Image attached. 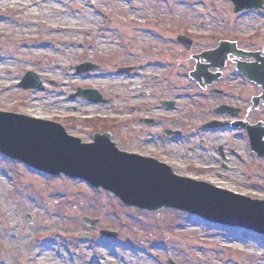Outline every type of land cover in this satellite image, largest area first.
<instances>
[{
	"label": "rangeland",
	"instance_id": "374dc122",
	"mask_svg": "<svg viewBox=\"0 0 264 264\" xmlns=\"http://www.w3.org/2000/svg\"><path fill=\"white\" fill-rule=\"evenodd\" d=\"M232 6L229 0H23L18 6L0 7V63L5 66L0 77L11 88L6 91L0 85V109L28 114L23 111L27 102L37 100L51 112L86 114L45 118L62 123L70 133L69 122L100 120L107 114L116 115L108 120H120L133 107L143 108L145 115L157 120L173 114L195 127L199 97L188 77L195 70L191 54L215 46L225 36L240 41L264 36L263 14L233 15ZM28 9L37 14H28ZM179 35L193 40L190 52L178 42ZM44 42L50 48L36 55L35 45ZM86 61L99 68L78 74L77 65ZM125 65L135 69L118 71ZM28 71L42 77L43 90L19 86ZM78 87L97 89L108 102L71 98ZM163 100L175 101V108L165 109ZM88 131L84 133L89 136ZM242 143L233 184L215 174L201 176L184 164L175 172L264 198V159L249 145L244 150ZM140 153L166 160L160 151ZM83 217L99 219V228L119 236L95 233L84 238L90 230ZM0 249V264H38V259L46 264L52 260L57 261L54 264H166L168 258L178 264H264V236L252 230L210 223L171 209L141 212L107 191L64 175L40 176L2 154Z\"/></svg>",
	"mask_w": 264,
	"mask_h": 264
},
{
	"label": "water",
	"instance_id": "95a60500",
	"mask_svg": "<svg viewBox=\"0 0 264 264\" xmlns=\"http://www.w3.org/2000/svg\"><path fill=\"white\" fill-rule=\"evenodd\" d=\"M235 2L237 9H241L252 6L256 0ZM179 40L187 47L191 44L184 38ZM93 68L89 64L78 67L79 71ZM203 71L198 66L192 75L198 78ZM23 80L21 85L25 88L41 86L40 78L32 72ZM85 96L94 101L101 100L97 90H87ZM0 152L39 172L54 176L65 174L93 187H102L129 206L148 210L172 207L210 222L264 234V200L177 176L166 164L119 151L107 134L97 135L94 143L86 144L69 135L60 124L0 111ZM260 156L264 153L260 152ZM84 221L89 225L98 222L89 218Z\"/></svg>",
	"mask_w": 264,
	"mask_h": 264
},
{
	"label": "flooded vegetation",
	"instance_id": "af4514ba",
	"mask_svg": "<svg viewBox=\"0 0 264 264\" xmlns=\"http://www.w3.org/2000/svg\"><path fill=\"white\" fill-rule=\"evenodd\" d=\"M248 12L264 15V8ZM228 40L234 41L236 46L227 52L220 68H209L210 75L203 76L197 85L199 106L195 127L190 128L184 118H174L173 114L157 120L145 115L143 108L133 107L129 115L124 114L120 120L69 122L71 133L83 138L80 134L87 135L84 130L88 129L86 137L89 139L84 140L90 141L96 133L107 132L121 150L160 151L165 161L174 167L184 164L193 167L201 176L215 174L219 179L225 177V183L233 184L236 153L241 149L239 141H243L244 150L249 145L252 151L248 129L264 128V36L253 35L245 41ZM201 62L207 63L204 59ZM243 69L249 72L248 76ZM175 106L163 107L172 110ZM168 147L170 150L166 153Z\"/></svg>",
	"mask_w": 264,
	"mask_h": 264
},
{
	"label": "bare ground",
	"instance_id": "6f19581e",
	"mask_svg": "<svg viewBox=\"0 0 264 264\" xmlns=\"http://www.w3.org/2000/svg\"><path fill=\"white\" fill-rule=\"evenodd\" d=\"M22 1L23 0H0V7H4L5 5L18 6L19 3H22ZM51 4L53 5L52 7L55 8V3H51ZM27 13L28 14L36 15L37 14V10H35V9H28L27 10ZM68 24L71 25V26H73L72 23H68ZM50 25H51V27L54 28V31H56L57 28H56L55 22H51ZM67 43H69V42H67ZM47 48H50V45L48 43H45V42L44 43H39V44H36L35 45L34 52H35L36 55L41 56L42 53H44V50L43 49H47ZM4 67H5L4 64L0 63V69L1 68H4ZM52 77L55 78L56 77L55 74L52 73ZM116 79L117 80H121L120 78H115L114 80H116ZM3 81L4 80L2 79V77H0V85L3 87L2 89H5L6 91L11 90V88H9V84L4 83ZM64 104L66 105V104H68V102H65ZM44 107H46V106L45 105H42L37 100H31V101H28L27 102V105L25 106V108L23 109V111L26 112V113H28L31 116L38 117V118H49L50 119V118H54L56 116H62V117H69V116H73V117H87V115L84 114V113H77L76 115H70V114L57 113L55 111L51 112L49 109H45ZM81 109H82V111H84L83 108H81ZM90 109H93V107H90ZM93 116H95V114ZM105 116L107 118H114V117H116L115 115H110V114H107ZM230 233H233V232H230ZM11 237H12V239L15 240V237L14 236H11ZM60 257H61V255H60ZM65 260H66V258H65ZM36 262L38 264H46L41 259H38ZM54 263H57V261H53L52 260V262H49V264H54ZM95 264H98V261H95Z\"/></svg>",
	"mask_w": 264,
	"mask_h": 264
}]
</instances>
